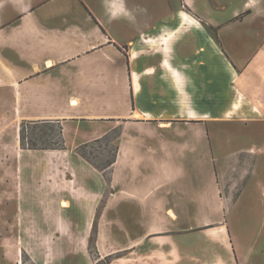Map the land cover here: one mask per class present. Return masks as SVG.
Returning <instances> with one entry per match:
<instances>
[{
	"label": "crops",
	"instance_id": "obj_1",
	"mask_svg": "<svg viewBox=\"0 0 264 264\" xmlns=\"http://www.w3.org/2000/svg\"><path fill=\"white\" fill-rule=\"evenodd\" d=\"M151 1L0 0L5 111L58 122L64 143L15 159L19 189L1 203L20 213L1 215L2 260L95 264L96 220L108 264H255L222 220L227 178L212 129L264 114V0ZM108 132L106 179L77 147ZM258 151L237 206L254 184L263 204ZM195 209L219 214L193 221Z\"/></svg>",
	"mask_w": 264,
	"mask_h": 264
},
{
	"label": "rangeland",
	"instance_id": "obj_2",
	"mask_svg": "<svg viewBox=\"0 0 264 264\" xmlns=\"http://www.w3.org/2000/svg\"><path fill=\"white\" fill-rule=\"evenodd\" d=\"M151 3L158 4L161 3V1L153 0ZM185 11H187V9ZM185 18L190 20L186 15ZM175 22L176 21H174L173 24H175ZM176 41H174L173 44H175ZM212 100L213 97L210 98V101ZM9 101L10 98L6 94H0V237L4 238L9 235L3 228V226L6 227L7 225L3 219L1 220L2 213H6L5 216L11 222L16 223L20 209H18L17 212L15 200L10 203V206H6V202L3 201V203H1V201L11 199V196L14 195V192L19 189L20 179L17 177V175H13V168L15 165V159L17 158L20 150L23 149L19 139V127L21 122L16 123L13 114L9 111H5L6 105L9 104ZM214 103V101L210 102V105H213ZM210 115H212V117L217 120H222V114L217 113ZM245 115L246 114H244V116ZM253 115L255 114H252V116ZM201 116L203 115L201 114ZM263 116L264 114H261L258 118H255V121L258 120L257 122H251V119H247L245 117L246 119H244L242 122L239 120H232L228 123L222 124L215 123L213 125V123H211V125H213L212 132L214 135H212V138L215 144V152L216 154H222L221 157L223 159V172L227 178V186L223 191V194L227 195V197L225 199V206L223 207L222 211V220L224 219L229 221V227L231 228L235 242L238 244V246L241 244L242 252L246 249L248 252L252 249L255 251L256 254L251 257V260H253L255 264H264V191L262 194L263 204L255 200L256 191L261 188V186L256 188L255 184L249 187L246 194L248 197L244 196L243 201L238 206L236 205L235 201L239 196L244 181H246V179L249 178V176L253 173L256 159V148L261 149V151H258L261 152L258 157L259 163L263 166L261 174L264 178ZM30 126L31 125H28V131L26 133L29 139L33 135L35 138H37L39 130L47 129L46 126L42 125H38L34 128H30ZM111 138L112 134L111 132H108L100 141L85 147V152L93 161L101 163L102 160L109 158L112 154L113 144L111 142ZM216 139L219 143L218 145ZM255 141L263 144L257 145L254 143ZM37 143H40V141L37 140ZM238 148H249L252 151H238ZM262 189L264 190V186ZM192 212L194 215L193 221H197L198 218L199 221L207 220L214 214H219V210L211 211L208 209H195L192 210ZM96 224L97 221L95 220L91 233V246L89 247V252L93 259L97 256L94 244L97 227ZM212 225L213 223L209 225H200L198 229L202 230V232H211L212 229H207V227ZM215 230L217 231L219 229L215 228ZM3 248L4 247L0 245V264H12L11 260H2L1 254ZM111 257H114V255H111ZM22 261L23 264H30L26 255H23ZM99 264L106 263L104 260H102Z\"/></svg>",
	"mask_w": 264,
	"mask_h": 264
},
{
	"label": "trees",
	"instance_id": "obj_3",
	"mask_svg": "<svg viewBox=\"0 0 264 264\" xmlns=\"http://www.w3.org/2000/svg\"><path fill=\"white\" fill-rule=\"evenodd\" d=\"M28 125H31L30 128L31 127L34 128V127H37L38 125H42V126H46L47 129L46 130H39L37 138H35V136L32 134L33 136L31 137V135H30L31 138L29 139V137L26 135V133L28 131L27 130ZM19 135H20L19 139H20V143H21L22 148H30V149L64 148L63 138H62V134H61V125L58 122H37V121L23 120L20 123ZM103 137L79 145L77 147V152L80 155H82L95 168L102 171L105 178L108 179L109 178L108 168L110 167V165L112 164L113 159H114L115 149H116L115 146L113 145L111 156L107 159L102 160L101 163L93 161L89 157V155L85 152V147H87L90 144H93L97 141H100ZM37 140H39L40 143H37ZM111 141H112V138H111ZM91 241H92V235L90 237L89 247L91 246ZM98 257L99 256H96L94 258L95 264H99L102 260H104L105 263L108 264L110 262V260L112 259L111 255L105 256L103 259H99Z\"/></svg>",
	"mask_w": 264,
	"mask_h": 264
},
{
	"label": "built area",
	"instance_id": "obj_4",
	"mask_svg": "<svg viewBox=\"0 0 264 264\" xmlns=\"http://www.w3.org/2000/svg\"><path fill=\"white\" fill-rule=\"evenodd\" d=\"M17 264H20V262L18 261V263Z\"/></svg>",
	"mask_w": 264,
	"mask_h": 264
},
{
	"label": "bare ground",
	"instance_id": "obj_5",
	"mask_svg": "<svg viewBox=\"0 0 264 264\" xmlns=\"http://www.w3.org/2000/svg\"><path fill=\"white\" fill-rule=\"evenodd\" d=\"M238 101V100H237ZM21 250V249H20Z\"/></svg>",
	"mask_w": 264,
	"mask_h": 264
}]
</instances>
